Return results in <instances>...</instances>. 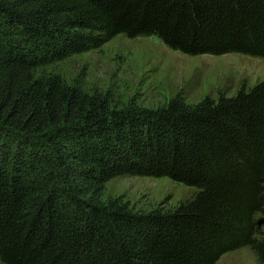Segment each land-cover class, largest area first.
<instances>
[{
    "label": "trees",
    "instance_id": "trees-1",
    "mask_svg": "<svg viewBox=\"0 0 264 264\" xmlns=\"http://www.w3.org/2000/svg\"><path fill=\"white\" fill-rule=\"evenodd\" d=\"M118 35L264 58V0H0V264H264V79L231 96L118 108L39 74ZM196 188L172 209L101 200L118 177Z\"/></svg>",
    "mask_w": 264,
    "mask_h": 264
},
{
    "label": "rangeland",
    "instance_id": "rangeland-1",
    "mask_svg": "<svg viewBox=\"0 0 264 264\" xmlns=\"http://www.w3.org/2000/svg\"><path fill=\"white\" fill-rule=\"evenodd\" d=\"M66 83L80 81L88 93L109 92L118 108H158L179 95L187 104L231 96L264 79V58L241 54L187 55L156 37L118 35L101 47L69 56L38 70ZM197 190L166 177L118 176L105 184L101 200L121 198L135 211L167 210ZM216 264H259L247 247L224 253Z\"/></svg>",
    "mask_w": 264,
    "mask_h": 264
}]
</instances>
